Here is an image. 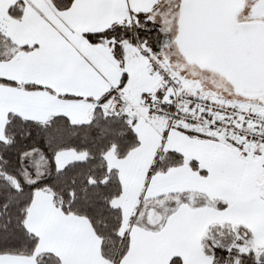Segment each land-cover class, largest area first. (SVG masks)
I'll list each match as a JSON object with an SVG mask.
<instances>
[{
  "label": "snow or ice",
  "instance_id": "obj_1",
  "mask_svg": "<svg viewBox=\"0 0 264 264\" xmlns=\"http://www.w3.org/2000/svg\"><path fill=\"white\" fill-rule=\"evenodd\" d=\"M0 264H264V0H0Z\"/></svg>",
  "mask_w": 264,
  "mask_h": 264
}]
</instances>
